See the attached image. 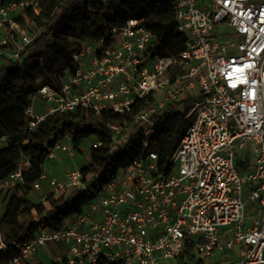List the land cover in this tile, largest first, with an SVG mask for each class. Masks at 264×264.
I'll return each mask as SVG.
<instances>
[{
  "label": "built area",
  "instance_id": "obj_1",
  "mask_svg": "<svg viewBox=\"0 0 264 264\" xmlns=\"http://www.w3.org/2000/svg\"><path fill=\"white\" fill-rule=\"evenodd\" d=\"M39 8V0H0V66L19 60L35 38L15 40L13 17ZM175 22L184 51L151 55L153 34L130 19L112 29L110 45L84 42L72 58L75 72L57 90L41 87L24 112L30 132L54 113L115 114L122 121L109 129L117 149L138 132L146 146L153 117L189 100V126L167 162L149 152L122 167L81 213L57 231L39 228L4 264H26L50 246L63 249L64 264H264V0H175ZM35 97L45 111L34 109ZM7 142L1 137L0 149ZM56 149L75 154L71 141ZM25 183L17 169L0 189ZM43 186L57 194L87 184L71 170L60 179L42 173L31 189Z\"/></svg>",
  "mask_w": 264,
  "mask_h": 264
},
{
  "label": "trees",
  "instance_id": "obj_2",
  "mask_svg": "<svg viewBox=\"0 0 264 264\" xmlns=\"http://www.w3.org/2000/svg\"><path fill=\"white\" fill-rule=\"evenodd\" d=\"M39 2L37 12H24L28 13L29 23L38 30V35L19 60H9L0 67V138L8 139L7 145L0 149V181L21 169L26 183L17 188L31 189L43 173L42 154L52 151L65 136L70 138L76 152L91 137L99 145L90 151L87 174L91 180L84 174L86 188L72 189L64 201L56 202L52 208L32 206L37 215L35 219L22 221L21 212L28 203L18 195L9 198L0 219V264L20 257V247L32 241L39 228L57 231L67 219L81 213L122 167L145 158L149 152L158 154L160 164L166 163L189 126V119L185 117L191 106L188 100L171 103L153 117L155 130L146 146L138 132L123 146L112 149L109 125L122 121V117L108 112L95 116L80 108L48 115L34 132L26 130L24 112L32 104L31 98L43 86L57 90L66 73L75 72L72 58L84 42H100L106 47L113 41V28L135 19L154 36L151 55L168 57L186 48V38L176 28L175 0ZM15 21L25 27L22 18L17 17ZM71 38L81 41L80 44L70 41ZM149 102L150 98L141 102L132 115ZM130 119L127 116L126 120Z\"/></svg>",
  "mask_w": 264,
  "mask_h": 264
},
{
  "label": "rangeland",
  "instance_id": "obj_3",
  "mask_svg": "<svg viewBox=\"0 0 264 264\" xmlns=\"http://www.w3.org/2000/svg\"><path fill=\"white\" fill-rule=\"evenodd\" d=\"M167 2V1H163ZM22 18L25 21V27L18 26L14 35V39H18L22 34H29L32 37L38 35V30L29 23L28 13H18L15 17ZM11 35V34H10ZM70 41L80 44L81 41L71 38ZM4 63L7 62V58L3 59ZM1 67V66H0ZM33 104L35 105V110L45 111L47 104L41 101L39 98L35 97L33 99ZM68 136H65L63 140L60 141V144L66 145L70 142ZM96 139L94 137L85 139L82 142V148L84 152H76L74 155L64 152L61 149H56L53 151H45L41 156V162L45 167L49 168L52 174L44 171L43 173L48 174L49 176L60 178L64 176L67 171L78 170L87 175V178L91 180L89 174H87V166L90 162V151L95 147ZM52 155V156H51ZM52 159L50 161L49 159ZM72 191L71 188H67L60 193L50 194L49 192L43 193L42 190L35 192L32 189L24 188H11L9 190L0 189V219L3 216L5 211V206L7 201L12 195H18L23 198L27 203V207L21 212L20 219L22 221H30L37 217L35 210L32 206L43 205L46 208H52L53 205L58 201H64ZM44 197V198H43ZM64 252L60 246H50L42 248L36 252L31 261H27L26 264H61L63 261ZM214 258H207L205 262L211 264L214 262ZM174 264V263H167ZM190 264H197L195 260H191ZM200 264V263H199Z\"/></svg>",
  "mask_w": 264,
  "mask_h": 264
},
{
  "label": "crops",
  "instance_id": "obj_4",
  "mask_svg": "<svg viewBox=\"0 0 264 264\" xmlns=\"http://www.w3.org/2000/svg\"><path fill=\"white\" fill-rule=\"evenodd\" d=\"M33 106H34V108H35V105H34V104H33ZM37 111H38V110H37ZM38 112H42V111H38ZM63 141H65V140H63ZM63 141H62V142H63ZM79 149H80V152H84V150H83V148H82V145L80 146ZM53 152H54V151H53ZM51 156H52V155H51ZM48 159H49V158H48ZM49 160L52 161V159H49ZM43 168H44V171H45V172H48V174H49V173L52 174L51 171L49 170V168L45 167L44 164H43ZM62 177H63V176H62ZM62 177H60V178H62ZM60 178H58V179H60ZM41 190H42L43 193L50 192V189H49L47 186H43ZM41 190H40V191H41ZM37 192H38V191H37ZM43 198H44V197H43Z\"/></svg>",
  "mask_w": 264,
  "mask_h": 264
}]
</instances>
